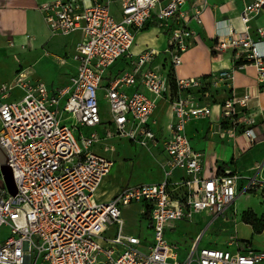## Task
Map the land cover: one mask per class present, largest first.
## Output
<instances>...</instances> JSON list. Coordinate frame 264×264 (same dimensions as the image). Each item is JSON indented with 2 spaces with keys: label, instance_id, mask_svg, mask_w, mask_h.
Here are the masks:
<instances>
[{
  "label": "built area",
  "instance_id": "built-area-1",
  "mask_svg": "<svg viewBox=\"0 0 264 264\" xmlns=\"http://www.w3.org/2000/svg\"><path fill=\"white\" fill-rule=\"evenodd\" d=\"M239 22L232 26L216 22L212 39L215 51H230V65L209 77L214 86H230L228 96L217 104L218 129L211 133L233 137L241 133L250 142L257 136L248 111L254 96L235 94L230 85L235 69L246 64L255 70L258 90L264 91V24L250 22L264 10V0H241ZM208 0H53L38 4L42 20L51 33L78 32L71 60L75 72L64 87L48 91L41 81L20 71L0 87V143L8 154L16 188L11 196L0 175V264H260L264 251L245 248L233 234L218 246H200V236L215 220L232 223L238 219L234 201L262 184L255 174L236 173L204 177L200 151L185 134L191 119L206 118L208 104L198 105L190 91L200 78H177L172 70L189 46L194 31L190 20L200 23ZM149 23L165 35V53L171 77L161 66L141 67L151 60V49L132 52L137 33ZM157 52V51H156ZM131 57L129 65L112 76L104 87L109 113L108 125L99 135L97 88L107 68L119 58ZM136 79L149 93L126 92ZM19 99L4 101L14 87ZM164 98L171 121L161 141L166 158L163 174L155 182L120 187L110 199L96 198V189L112 160L90 147L115 135L143 146L156 144L148 126L155 100ZM222 123L225 124L221 127ZM78 127L91 130L76 134ZM104 151L110 150L106 145ZM174 170L181 175L172 177ZM243 183L238 187V182ZM140 206L150 229L144 246L135 234L124 230L121 209ZM206 216L204 227L191 243L186 256L178 259L176 247L165 237L176 221ZM225 245V247H219ZM232 245L233 250L226 246Z\"/></svg>",
  "mask_w": 264,
  "mask_h": 264
},
{
  "label": "crops",
  "instance_id": "crops-1",
  "mask_svg": "<svg viewBox=\"0 0 264 264\" xmlns=\"http://www.w3.org/2000/svg\"><path fill=\"white\" fill-rule=\"evenodd\" d=\"M53 0H0V87L6 86L15 76L17 72L23 71L29 79L34 81H41L48 91L56 88L64 87L68 84L69 78L75 72L74 62L71 60L74 44L79 40L78 32L70 33H51L46 24L42 20L41 13L37 9L38 4L43 2H50ZM247 1V0H246ZM241 0H208V6L200 14V23L190 20L187 22L189 28L194 31V36L189 38V46L180 54V64L173 70V75L177 78H200L209 79L210 76L215 75L217 72L228 69L230 65V51H215L211 47L212 39L216 31V22L225 21L226 23L235 26L238 24V13L241 9ZM264 24V10L261 14L250 22V28L253 30L255 27ZM148 29L155 28L153 24L149 23L146 26ZM145 29V28H144ZM135 37V44L132 47V52H139L142 48H138L139 34ZM143 33V32H142ZM159 37L163 39L165 35L158 33ZM141 37V36H140ZM264 40V37H263ZM165 44H162L157 49V53L161 52ZM128 62L127 58H119L112 63L102 76V79L97 88L98 108L103 105V109H107V103L104 97V87L107 81L121 71ZM159 65L154 63L149 67ZM148 65L145 64L146 68ZM148 67V68H149ZM143 68V69H144ZM142 69V70H143ZM235 94H241L247 91L254 96L250 103L251 108L248 115H251L254 124L252 126L257 138L250 142L241 133L237 132L233 137L227 134L220 135L219 133H211L212 130L218 129L215 122H218L219 110L217 104L228 96L230 86H225V91L220 90L215 94L214 101L210 99L208 105L210 106V114L206 118H198L189 120L184 127L186 136L194 143L195 150L200 151L201 157V173L204 177L224 174L236 173L242 177L255 174L258 181L264 184V91H259L255 79L254 68L246 64L241 68L235 69L232 73L230 82ZM223 86V85H222ZM126 92L139 91L146 95L149 93L141 85L138 79L134 85L125 86L123 88ZM22 90L14 86L4 101H11L19 99L22 96ZM203 105V104H202ZM167 102L164 98L155 100V106L149 116L148 126L153 131L156 137V144L148 148L143 147L134 141H130L122 137H114L119 143V148L114 152L104 151L103 147L110 144V140L102 138L94 143L90 149L98 154L105 155L112 160L108 172L102 177L96 189V198L101 201H106L114 195L120 188L117 184L111 186V181L107 180L109 174L112 173V167L118 163L122 175H129L130 161L128 165L123 161L124 151L131 150L133 152L131 143H135L137 147L156 154H161L162 159H165V153L162 150V139L168 135L166 125L171 121L169 117V110ZM99 108L100 124L94 126L92 129L102 135L103 128L108 125L109 119H103ZM110 118V116H109ZM198 128V125H200ZM225 124L222 123L221 127ZM91 130L87 127H78L75 131L76 134H86ZM112 142V141H111ZM113 144V143H111ZM109 147V146H108ZM129 157H131L129 155ZM181 173L179 170H174L172 173L173 178H177ZM244 179L238 182V187L241 186ZM138 182H152L138 181ZM155 182V181H154ZM129 183V182H127ZM137 183V182H133ZM132 184V183H130ZM101 185H108V188ZM102 188V189H100ZM255 193L239 194L234 201V209L237 213L236 227L239 226L245 248H253L264 251V244L259 239L264 240V222L262 228L258 233H254L252 227L248 223L240 220L241 212L249 210L255 214L256 217H263L264 219V187L255 188ZM121 216L124 221V230L129 234L137 235L141 240V245L144 246L150 241V229L147 220L140 214V206L138 204H130L121 209ZM204 215H194L190 221H176L172 227L166 228L164 231L165 237L169 243L175 245L176 256L178 259H183L191 243L198 237L202 231L205 222L202 224L196 223L195 220L203 219ZM130 219V221L128 220ZM147 235L138 233L133 229V226L138 225V221ZM193 219L197 227L194 234L190 237V241L180 238L179 227L192 224ZM264 221V220H263ZM132 223L131 228L127 223ZM200 222V221H199ZM141 225H138L139 227ZM224 225L229 226V223H223L219 219L215 220L205 232L214 228L222 232ZM226 226V229H227ZM225 228V227H224ZM205 232L200 236L198 244L200 246H218L214 245L210 238L201 243L202 237ZM253 234H256L253 236ZM227 238V236H225ZM248 237V238H244ZM252 238L257 240L258 244H252ZM220 241V240H219ZM218 242V241H217ZM225 247V245H219ZM227 249L233 250V246H226ZM260 264H264L262 261Z\"/></svg>",
  "mask_w": 264,
  "mask_h": 264
},
{
  "label": "rangeland",
  "instance_id": "rangeland-1",
  "mask_svg": "<svg viewBox=\"0 0 264 264\" xmlns=\"http://www.w3.org/2000/svg\"><path fill=\"white\" fill-rule=\"evenodd\" d=\"M141 33L139 34V42H138V48H142V52H144L145 50L151 49L153 51V55L151 56V60H149L148 62L144 63L143 66L141 67V69H143L145 67V64H147L149 67L150 65L154 64V63H158L161 65V68L163 69V71L166 72L167 77L170 79V75H171V66L169 65V59L167 57V55L163 52H159L157 54L156 51L158 49V47H160L162 44H165V38L163 37V39H161L158 35V33L160 32L159 29H155V28H150L148 29L147 27H145V29H143L142 31H140ZM143 32V33H142ZM131 62V57H129L128 62L126 63V66L129 65V63ZM225 85H220V86H214L210 83V80L207 78L202 79V82L199 83L197 86L193 87L190 91L191 97L193 98V100H195L197 102L198 105H202V104H208V102L210 101V99H212L214 101L215 99V94H217L220 90L225 91ZM99 108H102L101 111H103L102 113V118L103 119H109V113L108 111H106V108L103 109V105L99 106ZM168 108V107H167ZM201 124L198 125V128H200ZM115 135H110L109 137H106L107 140L110 142V144L108 145L110 148V152H114L115 154H118L115 152V149L119 148V143L117 142L116 145V140ZM160 139H164L159 137ZM112 141V142H111ZM113 143V144H111ZM130 148H132L133 152H131V150L124 151V158L123 161L126 162V165H128L127 161H130V169H129V175L127 174V176L122 175V171L119 169L118 167V163H115L112 167V175L109 174V176L107 177V180L111 181V186L113 184H117L118 182V186L119 187H123L126 184H130L133 182H137L138 181H158L162 174H163V161L164 159H162L161 154H154L152 152H150L149 150H145L142 149L140 147H137L135 145V143H131ZM113 154V153H112ZM129 155L131 157H129ZM129 182V183H127ZM102 187L104 186L105 188H108V185H101ZM264 187V184L262 186V188ZM102 189V188H100ZM255 188L251 189L249 191V193H255ZM237 214V213H236ZM262 220L263 217H261ZM130 221V219H128ZM193 219L192 224H194L195 227L189 226V225H183L181 227H179V233H180V238L186 239L187 241H190V237L194 234L195 232V228L197 227L196 223L202 224L205 222V218L203 217V219H199V220H195ZM200 221V222H199ZM131 228V222L127 223ZM138 225H141V221L139 219L138 221ZM133 226V229H135V231H137L140 234H143L144 236L147 235V231L144 230L143 225L139 226ZM257 225L260 226L262 225V222H257ZM224 225V227H221L219 229H223L222 232H219L214 228H211L209 231L205 232V236L202 237L201 243H203L204 241H206L207 238H210V241L216 245L217 241H227L228 239L225 236H229L230 234L234 233L235 230V237L238 238L239 240L243 239L242 236H244L242 234V232L240 231V228H238L239 226L233 227L232 223L229 222V226ZM234 229V230H233ZM0 235L1 238L5 237L7 235V229L5 227H1L0 229ZM256 234H253V236ZM244 238H248V237H244ZM259 244L260 242L262 244H264V240L263 239H259ZM242 242V241H241ZM252 244L256 245L258 244L257 240L255 241L254 238H252ZM261 245V244H260Z\"/></svg>",
  "mask_w": 264,
  "mask_h": 264
},
{
  "label": "water",
  "instance_id": "water-1",
  "mask_svg": "<svg viewBox=\"0 0 264 264\" xmlns=\"http://www.w3.org/2000/svg\"><path fill=\"white\" fill-rule=\"evenodd\" d=\"M8 158L6 150L0 143V175L7 192L12 196L15 193L16 188L12 179L10 167L7 164V162L9 163V161H7Z\"/></svg>",
  "mask_w": 264,
  "mask_h": 264
},
{
  "label": "trees",
  "instance_id": "trees-1",
  "mask_svg": "<svg viewBox=\"0 0 264 264\" xmlns=\"http://www.w3.org/2000/svg\"><path fill=\"white\" fill-rule=\"evenodd\" d=\"M240 220L244 223L250 224L254 233L259 232V230L262 228L263 222H264L261 219V217L260 218L256 217L255 214L249 210H245V211L241 212ZM257 222H262V225L258 226Z\"/></svg>",
  "mask_w": 264,
  "mask_h": 264
}]
</instances>
